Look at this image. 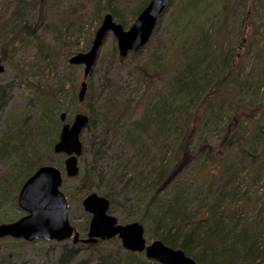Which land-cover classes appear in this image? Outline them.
Masks as SVG:
<instances>
[{
	"label": "rangeland",
	"instance_id": "1",
	"mask_svg": "<svg viewBox=\"0 0 264 264\" xmlns=\"http://www.w3.org/2000/svg\"><path fill=\"white\" fill-rule=\"evenodd\" d=\"M148 1L0 0V224L26 214L17 205L22 183L38 165H51L63 174L60 189L67 200L69 222L80 238L86 237L90 220L82 206L83 198L92 193L87 190L85 195L82 188L89 177L85 186L113 188L115 211L108 213L118 223L126 224L116 212L127 220L132 216L145 219V223L135 221L143 226L144 238L151 243L153 225L146 217L144 202L152 194V179L146 172L154 171V165L147 167L143 160L158 128L152 122L144 126L142 116L148 112L147 105L163 98L168 101L167 110L181 111L184 98L177 97L180 87L174 88L172 80H185L190 74L187 69L196 68L203 69L207 87L200 88V96L188 107L202 114L204 95L214 98L213 107L204 113L199 128L187 125L193 137L183 142L179 157L172 154L177 143L171 142L182 129L165 127L157 142L158 146L164 142L170 159L168 173L183 171L188 217L207 216L213 201L212 216L222 225L220 235L227 234L230 240L233 234L245 231L250 240L263 245L264 0H170L148 43L123 60L109 32L86 79L89 89L84 100H77L84 67L70 65L69 58L88 49L104 14L123 19V29H127L135 20L132 14L137 7L144 8ZM226 57L228 63L221 65ZM175 60L179 68L171 67ZM90 106L100 110V117L111 118L118 111L124 115L109 136L105 161L94 162L83 152L77 159L78 174L66 177V156L54 153L53 145L62 124H70L76 114L88 117ZM143 129L146 134L141 133ZM236 136L246 140L244 147L227 150L224 144ZM203 150L210 154L199 155ZM153 153L160 159L161 154L150 148L149 154ZM171 157L176 158L173 163ZM112 167L119 168L116 172ZM92 168L102 174L104 182L90 177ZM72 245L71 239L27 242L2 238L0 264H100L108 255V264L148 261L143 253L125 257L116 237L78 244L74 258L66 256Z\"/></svg>",
	"mask_w": 264,
	"mask_h": 264
},
{
	"label": "trees",
	"instance_id": "2",
	"mask_svg": "<svg viewBox=\"0 0 264 264\" xmlns=\"http://www.w3.org/2000/svg\"><path fill=\"white\" fill-rule=\"evenodd\" d=\"M142 9V6L137 7V9L132 14V17L135 18ZM113 19L125 28L126 23L123 19ZM23 23L24 25L22 26L27 28V26H25V22ZM20 31L22 33V27H20ZM27 34H29V32ZM140 49L135 51V53L139 52ZM119 59L123 60V58L121 57ZM228 60L229 58H224L221 61V65H226L228 63ZM171 67L179 68L180 64H177L175 60L174 62H172ZM187 71H189L190 74L185 80H178V77L172 80L173 82H175L172 83L174 88H176L177 86L180 87V93L178 92L179 94L177 97H181V99L184 98V106L181 110L184 113H181L179 108L175 110H167L168 105H166V103L168 101L164 100L163 98V100H158L159 102L157 104L147 105L148 112L146 115L142 116V121H144L145 123L144 126H148V124L152 122V124H154L158 128V132H156V138H153L149 146L146 148L147 153L143 160V162H147V167L151 164L154 165V171L153 168H150V171L146 172L147 178L148 176H150V179H152V182L149 183V187L153 195L151 194L149 200H147V202H144L145 212H147L146 217L150 221V224L153 225V234L151 238L152 240H160L165 245L173 249L182 250L185 255L194 259L197 264H264V244L261 245L258 241L250 240V237H247V232H237L235 235L233 234V239L230 240L227 239V234H225V237L224 235H220V228L222 227V225L219 220L214 221V217L212 216V208L215 204H213V201L208 206L207 216L205 215V217L197 218L188 217V215L184 212V202H188V200L185 199V196L187 194V187L185 186L186 181L182 178L183 171L175 172L173 174L168 173L170 159L166 155L164 142L159 146L157 142V139L159 137H162V133L165 130V127H172L174 125V130L182 129L171 142L177 143V148L173 150L172 154H174L176 157H179L182 153L181 151L184 149L183 142L186 141L188 137H193L192 134H189L193 132H188L189 129L187 125H190L193 128H199L202 124L204 113L209 112L213 107L212 102L214 98L204 95L201 102H203V107H205V110L202 114H199L198 110L192 111L193 109H189L188 104H190L194 100V98L196 99V96H200V88H206L207 84L206 87H204L205 77H203L204 75H202L203 69L200 70L195 68L187 69ZM207 71L209 70H206L205 72ZM200 82H203V86L199 85ZM236 85L237 84L235 83L234 86L237 87ZM88 89L89 85L87 84V90ZM238 109L239 107L235 106V112H237ZM87 110L89 115V123L81 134V136L84 135L83 137H81L84 143V146L82 147V154L83 152L87 153V155H90L92 161L94 162H97L98 160L99 162H104L105 158L103 155L106 154L107 149L110 146L107 142L109 140V136L112 135V132H115V128L119 126V121L124 114H121V112L118 111L117 114H114L111 118H108L103 114H101L100 117V110L95 109L92 106L87 107ZM141 133L146 134L147 130L143 129ZM262 140L264 141V136L262 137ZM228 141L224 144L226 148L228 147L227 150H230L232 148L242 149L246 143V140H242L241 137L237 136L233 141ZM200 143L203 145L202 141H200ZM155 146L158 147L156 148ZM150 148H155L157 152L161 154L160 159H157L156 153H153V156L152 154H149ZM206 154L209 155L210 152H208L207 150H203L199 153V155L203 156H205ZM141 160L142 157L140 158V161ZM172 160H176V158L171 157V162L173 163ZM123 161L126 162V168L128 164H130L128 162L129 160L126 159ZM112 168H114V171L117 172V169L119 167ZM140 169L141 168H139V173L141 174L143 173V171L140 172ZM99 170L100 169H98V171ZM95 172L92 173L94 177L91 174L90 177L92 179L95 178L99 182H104V180L102 179V174H99L98 172L97 174H95ZM88 179H84L83 181L84 185L82 188L85 189V195L89 193V191L87 190H91L90 192L105 197L109 200L108 212H110L111 210L114 212V205L116 204V200L113 188L106 187L105 189H102L96 184L93 186H85V180ZM196 181L201 180L197 178ZM201 183L204 182L202 181ZM209 193L213 195V198H215L214 192L211 193V191H209ZM209 197L211 198V196ZM116 215L119 219L121 218L120 220L122 223H130L135 220H140L142 223H145V219H143L142 217L138 218L136 216H132L130 220H127L128 217L126 218L124 216H121L118 212H116ZM78 244L80 243L73 244L70 249H68L66 255L67 257L69 256L71 258H74L77 256V250L75 249V246ZM122 252H124L125 257L127 258H134L137 256V253L127 252L123 249ZM102 259L103 260L100 264H108V261H111V255L105 256ZM74 264H90V262L83 261L76 262ZM140 264L157 263L154 261L141 260Z\"/></svg>",
	"mask_w": 264,
	"mask_h": 264
},
{
	"label": "water",
	"instance_id": "3",
	"mask_svg": "<svg viewBox=\"0 0 264 264\" xmlns=\"http://www.w3.org/2000/svg\"><path fill=\"white\" fill-rule=\"evenodd\" d=\"M170 0H149L127 28L116 23L110 13L104 14L101 24L95 30L89 48L72 55L70 65H83V80L77 93L78 102H82L87 90L86 79L98 59V54L106 35L111 32L115 37L118 54L121 58L129 52L142 48L152 35L158 18ZM3 66L0 63V73ZM64 115L61 114L60 119ZM88 124V117L76 114L70 124L63 123L53 152L64 154V174L74 177L78 174L77 159L82 152L80 134ZM63 175L60 169L51 165H41L22 183L17 205L26 214L10 223L0 224V239H12L27 242L41 239L44 241L72 240L73 244H95L98 240L117 237L121 247L129 252L143 253L147 260L158 264H197L180 249H173L160 240L147 243L144 229L138 222L119 224L117 219L108 214L109 200L96 193L86 195L82 200L84 210L90 215L85 238L70 224L68 205L65 195L60 190Z\"/></svg>",
	"mask_w": 264,
	"mask_h": 264
}]
</instances>
